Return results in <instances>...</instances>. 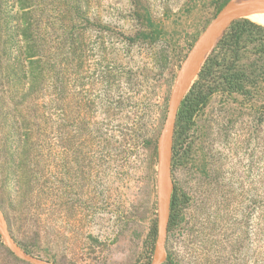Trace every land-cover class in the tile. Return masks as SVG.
<instances>
[{"label": "rangeland", "instance_id": "1", "mask_svg": "<svg viewBox=\"0 0 264 264\" xmlns=\"http://www.w3.org/2000/svg\"><path fill=\"white\" fill-rule=\"evenodd\" d=\"M228 1L0 0V212L21 249L150 264L169 94ZM226 31L193 81L211 92L173 135L160 264H264V28ZM0 264L29 263L0 235Z\"/></svg>", "mask_w": 264, "mask_h": 264}, {"label": "water", "instance_id": "2", "mask_svg": "<svg viewBox=\"0 0 264 264\" xmlns=\"http://www.w3.org/2000/svg\"><path fill=\"white\" fill-rule=\"evenodd\" d=\"M254 6L264 8V0H229L197 36L175 75L169 94L164 123L157 140V220L153 255L150 264H160L164 260L166 253V236L172 192L171 157L175 121L179 106L208 55L227 27L238 19L250 20L244 15V9ZM4 229L6 237L4 236ZM0 235L5 246L18 259L29 264H55L21 249L10 237L1 212Z\"/></svg>", "mask_w": 264, "mask_h": 264}, {"label": "trees", "instance_id": "3", "mask_svg": "<svg viewBox=\"0 0 264 264\" xmlns=\"http://www.w3.org/2000/svg\"><path fill=\"white\" fill-rule=\"evenodd\" d=\"M247 26L264 28V27H261L260 24L257 25V23L252 22L250 20L238 19V20L233 21L229 25V29L233 31L235 30L236 33H241ZM227 33L228 31H226L222 35V37L219 39L216 46L223 45L226 42L227 37H228ZM235 34L233 36H235ZM27 58H31L29 51H28ZM211 61H212V57H208L206 59V61L204 62L203 66L201 67L198 73L199 77H204L206 75H209L210 68H211V63H210ZM29 62L30 64H33L35 61H32V59H29ZM31 68H32L31 72L34 73L33 75L39 74V71L36 72V69L34 67H31ZM210 92L211 90L204 92V87L203 85H200V82L198 80L195 81L191 85V88L189 89L185 97L183 98L180 104V107L178 109V112H177L176 121H175L174 140H176L180 136V134L185 131L187 124L193 115L195 106L199 104L200 102H202ZM173 151H174V144H173ZM177 204H178L177 194H176V191L173 190L171 194V200H170V213H169L168 228L172 227V225L174 224ZM152 235L153 237L155 236V230H152Z\"/></svg>", "mask_w": 264, "mask_h": 264}, {"label": "bare ground", "instance_id": "4", "mask_svg": "<svg viewBox=\"0 0 264 264\" xmlns=\"http://www.w3.org/2000/svg\"><path fill=\"white\" fill-rule=\"evenodd\" d=\"M244 15L252 22L264 25V8L254 6L244 9ZM4 236L6 237L5 229Z\"/></svg>", "mask_w": 264, "mask_h": 264}]
</instances>
